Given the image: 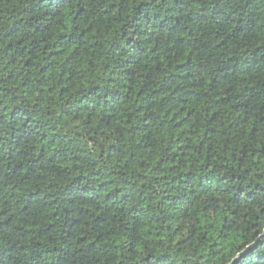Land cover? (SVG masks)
Here are the masks:
<instances>
[{
	"label": "trees",
	"instance_id": "obj_1",
	"mask_svg": "<svg viewBox=\"0 0 264 264\" xmlns=\"http://www.w3.org/2000/svg\"><path fill=\"white\" fill-rule=\"evenodd\" d=\"M0 264H264V0H0Z\"/></svg>",
	"mask_w": 264,
	"mask_h": 264
},
{
	"label": "water",
	"instance_id": "obj_2",
	"mask_svg": "<svg viewBox=\"0 0 264 264\" xmlns=\"http://www.w3.org/2000/svg\"><path fill=\"white\" fill-rule=\"evenodd\" d=\"M236 261H237V259L234 262H236Z\"/></svg>",
	"mask_w": 264,
	"mask_h": 264
}]
</instances>
